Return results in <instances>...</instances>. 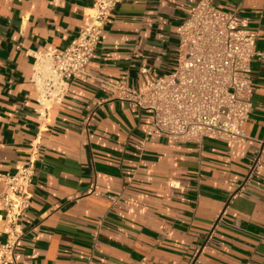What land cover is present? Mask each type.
I'll list each match as a JSON object with an SVG mask.
<instances>
[{"label":"crops","instance_id":"1","mask_svg":"<svg viewBox=\"0 0 264 264\" xmlns=\"http://www.w3.org/2000/svg\"><path fill=\"white\" fill-rule=\"evenodd\" d=\"M197 1L120 0L86 73L41 120L36 55L64 50L96 0H0L1 171L35 166L9 264H264V0H213L258 33L244 126L257 141L151 135L152 115L114 93L176 68V29Z\"/></svg>","mask_w":264,"mask_h":264},{"label":"built area","instance_id":"2","mask_svg":"<svg viewBox=\"0 0 264 264\" xmlns=\"http://www.w3.org/2000/svg\"><path fill=\"white\" fill-rule=\"evenodd\" d=\"M120 0H96L85 13L78 34L60 52L36 55L31 85L37 92L38 113L47 119L54 105L62 103L72 81L85 74L95 55L105 22ZM178 63L170 73L150 80L143 91L123 83L113 84L114 93L134 102L152 115L148 133L192 142L204 138L257 141L244 126L254 108L251 61L258 33L248 27L238 11L217 7L213 0H198L177 27ZM254 164L264 159L260 141ZM0 159L1 195L11 230L2 249L3 264L14 258L20 237L18 227L34 196V160L15 173H3ZM170 187L180 188L176 182Z\"/></svg>","mask_w":264,"mask_h":264}]
</instances>
